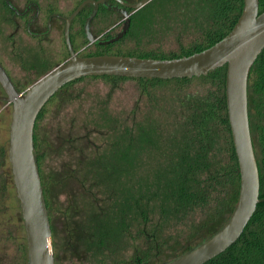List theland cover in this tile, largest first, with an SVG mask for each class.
I'll use <instances>...</instances> for the list:
<instances>
[{"label":"trees","instance_id":"16d2710c","mask_svg":"<svg viewBox=\"0 0 264 264\" xmlns=\"http://www.w3.org/2000/svg\"><path fill=\"white\" fill-rule=\"evenodd\" d=\"M243 4L244 0H149L134 10L126 35H137L139 40L143 36L151 39L176 26L183 30L191 28L194 31L193 38L176 53L142 51L135 47L116 54L172 57L198 51L214 43L231 29ZM263 9L264 0H259V12ZM91 54L101 52L83 55ZM88 76L132 78L141 82H189L193 78H200L205 84H210L203 92L195 91L194 97L185 102L186 112L183 118L178 122H167L163 130L152 127V123H140L134 130L127 126L119 129L115 142L104 147L113 149L116 158H112L110 163L113 166H123L124 180L118 179L117 184L103 191V205L95 204V212L91 214V258L86 260L87 264H111L114 261L113 255L119 254L134 229L150 241V248L135 258L136 264H149L152 260L154 263L151 264H156L181 254L200 241L186 245L178 254L159 256L160 246L166 237L159 235L158 231L163 230L164 234L167 228L175 227L187 217L203 211L205 207L209 211H218L220 199L228 202L238 198L240 176L227 115L226 64L211 69L206 74L192 77L163 79L114 74ZM247 91L250 96L253 94L252 99L262 122L258 128L254 151L259 171V196H264V47L249 68ZM250 129L252 135V121ZM92 183L95 184L93 180ZM213 200L216 204L209 208V202ZM233 207L221 216L223 222L228 219ZM202 264H264V201L257 203L238 238Z\"/></svg>","mask_w":264,"mask_h":264},{"label":"rangeland","instance_id":"374dc122","mask_svg":"<svg viewBox=\"0 0 264 264\" xmlns=\"http://www.w3.org/2000/svg\"><path fill=\"white\" fill-rule=\"evenodd\" d=\"M77 1L59 0L57 8L67 14ZM52 24L47 42L52 54L49 55L50 63L28 71L18 82L21 88L68 57L63 39L64 22L54 18ZM193 32L191 28L183 30L175 26L151 39L143 36L139 40L137 35L129 34L111 44L107 51L127 52L138 47L142 51L176 53L182 45L190 42ZM83 39L82 35L75 38L74 46L78 53L96 52L82 47ZM2 46L9 48L5 42ZM11 70L21 72L23 69L16 65ZM208 85L200 78L189 82H141L132 78L84 76L69 82L51 97L35 122L33 141L51 225L55 264H87L86 260L91 258L89 240L95 204L102 206L103 191L117 184L118 179L124 180L123 166L110 163L116 157L113 149L104 146L113 144L119 129L124 126L134 130L140 123H152V127L163 130L167 122H178L186 112L185 102L194 97L195 91H205ZM247 95L248 113H251L249 120L254 124L255 132L251 137L255 148L262 122L253 94L250 96L247 91ZM10 119V109L0 115V253L4 264H28L25 227L7 158ZM236 202L237 199L228 202L220 199L218 211H209L205 207L175 227L167 228L164 234L163 230L158 231L159 235L166 237L160 246L159 256L178 254L186 245L195 244L219 229L224 223L221 216L231 211L230 207H235ZM215 204L214 200L210 201L209 208ZM149 245L145 235L134 229L119 254L113 255L111 264H136L135 258L148 250Z\"/></svg>","mask_w":264,"mask_h":264},{"label":"water","instance_id":"95a60500","mask_svg":"<svg viewBox=\"0 0 264 264\" xmlns=\"http://www.w3.org/2000/svg\"><path fill=\"white\" fill-rule=\"evenodd\" d=\"M86 1L97 3L100 0H83L64 17L68 57L23 91L15 88L0 64V82L7 94L5 99L12 107L8 159L26 232L28 264H55L51 225L33 142L36 117L55 91L71 80L93 74L169 79L199 76L226 64V107L240 176L237 202L219 229L181 254L156 263L202 264L238 238L257 203L264 201V196H259V171L251 137L247 95L249 68L264 47V9L259 12V0H244L242 11L231 29L214 43L190 54L172 57L116 53L81 55L72 46L69 24ZM147 1L122 2L134 11ZM128 22L129 18H126L122 31L113 39L126 31Z\"/></svg>","mask_w":264,"mask_h":264},{"label":"flooded vegetation","instance_id":"af4514ba","mask_svg":"<svg viewBox=\"0 0 264 264\" xmlns=\"http://www.w3.org/2000/svg\"><path fill=\"white\" fill-rule=\"evenodd\" d=\"M82 1L78 0L67 14H63L57 8L59 0H0V64L18 91L26 88H21L18 82L25 77L28 71L43 68L50 63L52 54H50V46L47 42H49V35L52 31L53 19H60L65 24L64 17L72 13ZM122 1L130 2L128 0H100L97 3L86 1L80 7L69 24L70 40L77 52L74 46L77 35L85 38L82 40V47H89L101 53H108L107 50L111 44L127 36L134 11ZM126 18H129L126 31L117 39H113L122 31ZM4 42L7 46L10 43L9 48L2 46ZM64 44L67 49L65 39ZM16 65L23 70L12 72L11 67ZM6 95L0 82V115L8 109L11 111L12 108L11 102L5 99ZM26 246L28 260L27 238ZM3 261L4 258L0 253V264H4Z\"/></svg>","mask_w":264,"mask_h":264}]
</instances>
